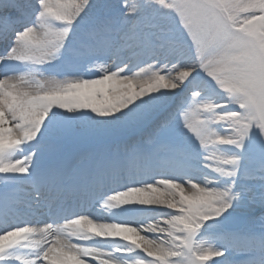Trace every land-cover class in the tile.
I'll list each match as a JSON object with an SVG mask.
<instances>
[{"label":"snow or ice","instance_id":"6c2138e0","mask_svg":"<svg viewBox=\"0 0 264 264\" xmlns=\"http://www.w3.org/2000/svg\"><path fill=\"white\" fill-rule=\"evenodd\" d=\"M0 264H264V0H0Z\"/></svg>","mask_w":264,"mask_h":264},{"label":"rangeland","instance_id":"374dc122","mask_svg":"<svg viewBox=\"0 0 264 264\" xmlns=\"http://www.w3.org/2000/svg\"><path fill=\"white\" fill-rule=\"evenodd\" d=\"M0 181H2V179H0Z\"/></svg>","mask_w":264,"mask_h":264}]
</instances>
